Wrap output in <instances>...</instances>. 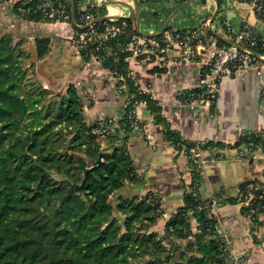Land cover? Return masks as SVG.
Listing matches in <instances>:
<instances>
[{
	"label": "trees",
	"instance_id": "obj_1",
	"mask_svg": "<svg viewBox=\"0 0 264 264\" xmlns=\"http://www.w3.org/2000/svg\"><path fill=\"white\" fill-rule=\"evenodd\" d=\"M81 1L74 0L76 13H71L77 20ZM217 2L221 10L223 0ZM14 8L25 19L43 20ZM120 21L127 22L121 34L95 36L81 50L85 61L100 58L111 72L126 76L131 101L120 119L122 127L109 133L102 132L100 120L87 122L77 86L56 92L43 84L36 63L50 53V38L37 37L34 56L27 39L0 33V264H236L217 230L216 216L197 209L202 198L187 193L185 206L171 215L160 234L151 230L162 214L157 194L115 196L127 183L140 180L128 148L134 104L146 100L178 150L194 145L181 139L158 99L128 74L135 18L121 16ZM111 23L97 20L94 30L105 32ZM219 42L227 43L222 37ZM246 141L243 135L237 145ZM215 144L208 141L202 147ZM250 188L255 196L241 209L258 241L264 182H247L240 191L247 194ZM230 201L239 203L236 196ZM193 215L199 220L197 230L191 225Z\"/></svg>",
	"mask_w": 264,
	"mask_h": 264
},
{
	"label": "crops",
	"instance_id": "obj_2",
	"mask_svg": "<svg viewBox=\"0 0 264 264\" xmlns=\"http://www.w3.org/2000/svg\"><path fill=\"white\" fill-rule=\"evenodd\" d=\"M91 2L99 8L104 7L110 12L107 14L134 17L144 35L158 34L169 27H212L220 18V13H216L217 0ZM14 6V0L0 3V33L10 31L16 39H27L26 47L34 56L37 37L51 40L50 53L36 63L43 84L56 92L64 91L72 84L77 86L88 123L106 117H122L126 112L125 95L118 91L111 70L95 58L85 61L69 39L73 32L70 23L25 19L15 12ZM221 14L232 24L247 21L264 33V25L245 3L228 1ZM128 63L137 83L161 102L164 116L187 143L205 139L216 143L203 148L200 195L202 198L221 197L215 210L217 230L229 244L231 253L238 256L250 252L246 264H264V243L255 240L253 223L243 214L241 204L230 201L243 184L255 180L264 182V157L245 160L236 148L244 133L264 129L261 91L264 75L250 71L225 76L214 108L202 110L182 105L176 93L199 79L206 68L205 60L179 61L165 68L160 61H141L134 57L129 58ZM137 115L142 125L130 133L128 148L140 180L127 183L115 196L157 194L161 199L162 214L151 230L163 234L171 215L185 206V195L189 193L193 179L192 164L183 151L166 139L163 125L154 121L147 105L140 103ZM107 144L103 143L104 146ZM219 154L224 158H219ZM262 219L259 235H264V214ZM190 221L193 230H197V217L191 216Z\"/></svg>",
	"mask_w": 264,
	"mask_h": 264
},
{
	"label": "built area",
	"instance_id": "obj_3",
	"mask_svg": "<svg viewBox=\"0 0 264 264\" xmlns=\"http://www.w3.org/2000/svg\"><path fill=\"white\" fill-rule=\"evenodd\" d=\"M167 1L178 2L183 0ZM228 1H237L247 4L251 8V11L264 25V0H223L221 10L218 7L220 18L217 24L212 25V27L207 25H200L194 28L169 27L162 33L163 36L161 38L144 35L141 32L139 25L134 21L132 28L136 33L133 35L132 42L128 45V49L131 51L129 58L134 57L141 61H160L161 66L164 68L170 63L179 61L205 60L206 68L200 75L199 79L192 85L178 90L176 96L182 105L191 108L200 107L202 110H212L217 102L220 85L225 76L250 71H256L258 74L264 75V33L260 32L255 26L247 21L241 22L237 25L232 24L221 14ZM14 3L17 5V10L20 13L40 14L43 16V20L57 23H70L73 32L69 36V39L80 52L95 36L98 38H105L109 35L112 37L117 36L125 30L127 25L126 21L119 22L120 16L107 14L110 12L105 11L104 7L99 8L96 5H93L91 0L81 1L79 5L80 17L78 20L71 15V13H73L72 0H14ZM93 6H96L98 9L94 10ZM96 12L98 15L95 14ZM74 13H76V7ZM105 16H110L108 20L112 23L107 26L105 32H95V20L98 17ZM79 28L83 30H80ZM219 37L224 38L227 43L221 44L219 42ZM107 52L108 55L113 54L111 48H107ZM99 59L97 60L101 62ZM112 74L118 91L125 92L126 105L130 104L131 94L128 91L129 86L125 82V74L118 75L114 74V72H112ZM128 74L132 75L133 79L136 81L133 71L129 67V63ZM144 90L148 91L147 89ZM261 91L264 98V85L261 86ZM140 103L147 105L146 100H143L134 104L129 111L130 118L133 119L134 128L139 126L137 110ZM151 114L155 121L154 114L152 112ZM106 118L99 119L102 125V132L109 133L110 130H113L114 132L116 127H122L120 125V119L122 117ZM243 135L247 138V141L236 147L240 157L245 160L263 158L264 129L246 132ZM181 139L185 140L183 137H181ZM256 139H258V141H256ZM208 141V139L196 141L193 142L194 145H191L190 147L184 145L180 150L183 151L191 161L193 179L189 192L194 194L197 198H202L200 195V177L203 173L202 165L204 159V149L202 145L206 144ZM218 157L224 158V155L219 154ZM254 196L255 194L251 188L248 189L247 194H244L239 189L238 194L236 195L239 204L250 203ZM261 197H264V190ZM202 199L203 202L197 209H206L208 215H215V210L221 203V197L215 195L210 198ZM256 235L257 239L264 243V235H259L258 232ZM225 243L226 249L233 256L236 264L247 263L250 252L234 256L230 251L229 244L226 241Z\"/></svg>",
	"mask_w": 264,
	"mask_h": 264
},
{
	"label": "water",
	"instance_id": "obj_4",
	"mask_svg": "<svg viewBox=\"0 0 264 264\" xmlns=\"http://www.w3.org/2000/svg\"><path fill=\"white\" fill-rule=\"evenodd\" d=\"M137 11V13H139V8L137 7V9H136ZM72 11H73V14H74V12H75V3H74V0H72ZM216 13H218V11L216 12ZM215 16L216 15H214V17L211 19V22L210 23H212L213 22V20H214V18H215ZM110 18V16H105V17H99V18H97L95 21H97V20H102V19H109ZM166 30V28L165 29H163V31L162 32H160V33H158V34H148L147 36H150V37H155V36H157V35H160V34H162L164 31ZM167 259H170V256H168V258ZM160 263H162L163 261L162 260H160L159 261Z\"/></svg>",
	"mask_w": 264,
	"mask_h": 264
},
{
	"label": "rangeland",
	"instance_id": "obj_5",
	"mask_svg": "<svg viewBox=\"0 0 264 264\" xmlns=\"http://www.w3.org/2000/svg\"><path fill=\"white\" fill-rule=\"evenodd\" d=\"M168 247H169V245H168Z\"/></svg>",
	"mask_w": 264,
	"mask_h": 264
}]
</instances>
